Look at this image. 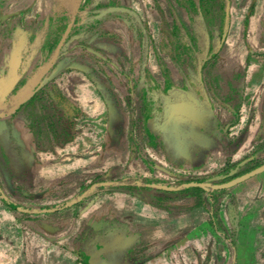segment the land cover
I'll list each match as a JSON object with an SVG mask.
<instances>
[{"label":"rangeland","instance_id":"obj_1","mask_svg":"<svg viewBox=\"0 0 264 264\" xmlns=\"http://www.w3.org/2000/svg\"><path fill=\"white\" fill-rule=\"evenodd\" d=\"M39 1L41 5L37 9L35 5ZM84 1L0 0V99L11 81L7 70L13 69L18 61L21 62L20 49L27 46L31 50L39 46L41 50L32 59L28 71L40 68L47 60L48 50L56 44L55 28L60 19L63 18L67 22V17L79 9ZM112 1L137 12L144 28L138 31L132 22L123 18L94 22V29L85 23L78 29L74 27L69 40L66 36L57 56L50 66L43 70L40 77L42 79L36 81L39 90L55 109L62 123L72 129L74 138L71 142L56 147L52 152H35L32 135L25 126L21 113L17 112L11 116L5 113L6 102L12 91L0 108V136L6 129V123L10 122L12 137L22 150L20 156L11 155L18 164L8 165L4 175L0 172L2 194L11 206L16 208L11 210L0 200V237L4 243L8 242L6 247L12 249L8 258L12 263L24 259L26 255L29 258L27 251L31 248L36 251L35 244L30 240L39 235L47 242L52 240L53 245L61 246L70 253V264H89L91 258H88L82 249V237L94 236V233L85 225L86 221L82 216L96 203L94 197L105 192L97 185L101 182L104 185L124 174L130 164L136 166L129 171L138 182L168 187H178L190 182L224 184L264 165V134L260 137V144L245 147L231 156L233 152H229L233 150L237 139L239 140V137H235L236 131L231 129L225 134L221 133L220 139L212 148L220 151L218 158L217 155L214 156L216 159L211 163L213 167L200 173L194 171L197 165L191 166L180 156H175L172 151L164 150L160 133L148 123L153 117L159 120L161 112L160 107H157L154 91L146 92L147 84L143 85L141 82L142 46L146 40V69L149 79L160 89L168 86L157 64L156 57L160 56L170 68L169 83L181 86L184 76L161 51L162 46H165V50H170L167 41L168 30L163 26L164 21L169 27L173 23L168 1H171L176 14L187 27L188 17L174 0ZM261 3L262 0H237V8L241 9L247 4L248 11H253ZM69 26L71 28V25ZM261 26L262 33L256 46V54L259 55L256 57L261 65L260 69H264V22ZM239 28L240 23L235 20L233 33L229 35L228 28L225 43L215 61L208 63V67L205 66L201 71L203 86L212 96L218 98L215 112L221 121L222 129L234 120L233 115L226 110L225 104L230 105L232 101L230 106L234 107L241 86L239 73L229 75L225 60L236 58L238 62L245 49H249L245 42V31ZM91 30L99 32L102 44L95 47L86 40V34ZM104 47L107 49L102 51L101 48ZM212 65L213 68L210 67ZM183 67L186 71V65ZM208 70L215 78L213 84L210 82L211 88L206 76ZM229 76L235 78L232 79L236 90L234 94H231L233 90L229 92L226 84ZM261 76L262 73L258 72L257 80L260 81ZM188 82L193 85L195 83L191 78ZM100 86L111 100L109 103L99 95ZM227 94L234 99L229 100ZM108 105L112 108L111 112ZM142 112L144 114L140 116ZM8 156L7 158H10V155ZM201 159H196V163H202ZM22 170L27 173L20 174ZM231 172L233 173L230 174ZM32 175L37 176V183L29 186ZM17 179L26 180L27 183ZM6 181L12 184V189L8 188ZM230 190L207 188L205 193L201 194H213L214 203L217 205L227 197L233 201V197L229 196ZM217 191L222 192L215 193ZM85 192L88 194L85 195ZM139 194L146 197L143 190H140ZM68 202L73 206L59 212L38 215L29 213L57 208ZM4 243L2 245H6ZM45 245L51 247L50 244ZM93 246L97 249L94 241ZM136 250V257L140 262L138 258H141V243L136 245ZM40 254V259L44 262L49 258L54 259L45 251ZM2 259L3 255L0 253V261Z\"/></svg>","mask_w":264,"mask_h":264},{"label":"crops","instance_id":"obj_2","mask_svg":"<svg viewBox=\"0 0 264 264\" xmlns=\"http://www.w3.org/2000/svg\"><path fill=\"white\" fill-rule=\"evenodd\" d=\"M40 5L39 1L35 7L39 9ZM36 8L33 9L34 12ZM228 13L229 35L233 33L234 20L239 21L240 28L245 31V42L249 46L238 62L236 58L225 60L227 73L229 75L239 73L241 79L237 102L232 107L237 110L238 120L230 126V129L236 131L235 137L239 139L244 131L245 136L240 143L237 139L233 150H230L229 153L233 152L231 155L233 156L245 147L260 144L262 141L260 137L264 134V69H260L261 65L256 57L259 55L256 54L258 51L256 46L257 39L262 33L264 8L262 5H257L253 11H248L246 4L238 9L237 0H230ZM167 67L170 71L169 66ZM210 67L213 68L214 65ZM258 72L262 73L260 81L256 78ZM209 73V81L213 84L215 78L211 71ZM232 79L235 78L229 76L226 84L229 92L233 90L231 94H234L236 90ZM227 96L229 100L234 99L231 95L227 94ZM230 102L232 104V101ZM215 105L217 103H214V109ZM226 110L232 114L231 109ZM219 155V150L210 149L202 155V159L197 158V160L201 159L202 163L198 161L196 163V159L186 162L191 166L197 165L194 171L200 173L204 169H211L213 159L218 158ZM135 168L136 166L130 164L128 170L116 179L134 177L129 169ZM30 181V186L36 185L37 176L32 175ZM230 189L229 196L233 197L232 202L231 198L227 197L216 205L213 195L194 193L165 198L160 206L149 203L147 200L132 198L126 193L105 191L94 197L97 200L96 203L84 213L82 218L84 217L86 221L85 225L92 231H98V234L113 233L123 227L130 235H133L128 241L136 240L132 246L134 250L136 245L141 243V258H138L140 262L138 260V263L134 264H262L264 171ZM3 211L6 214V209ZM30 241L35 244L37 252L31 248L27 251L29 258L26 255L24 259L15 260L14 264L71 263L72 255L61 246L53 245L52 240L47 242L43 237L35 235ZM2 243L4 242L0 237V253L3 255L0 264H13L8 259L12 249L6 247L8 242L4 243L6 245ZM46 243L51 247H47ZM44 251L46 254L50 253L54 259L49 258L45 262L40 259L42 256L40 253L43 254Z\"/></svg>","mask_w":264,"mask_h":264},{"label":"trees","instance_id":"obj_3","mask_svg":"<svg viewBox=\"0 0 264 264\" xmlns=\"http://www.w3.org/2000/svg\"><path fill=\"white\" fill-rule=\"evenodd\" d=\"M174 1L179 8L185 11L189 20V27L181 21L176 14L171 1H168L173 23L172 26L169 27L164 21L163 26L165 30H168L167 41L170 45V50L167 51L165 50V46H162L161 51L170 58L178 72L184 76V79L187 81L189 78L201 80V71L205 69V66L208 63H213L215 61L225 43L229 28V14L227 13V7L230 4V0ZM103 13H105V17L103 16L104 18H123L132 22L138 31H141L144 28L139 15L132 9L114 4L112 0H85L84 4L79 9H76L75 12L71 13L69 18L67 17V22H65L63 18L60 19L55 28L56 35L54 41H56V44L48 50L47 60L40 68L32 72L28 71L32 59L40 52L41 48L36 46L29 50L27 46H23L19 51L21 62L16 65V69L10 68L7 70V75L10 79L14 76L17 77V83L6 102L5 113L7 116H11L17 112L21 113L24 124L32 135L35 152H52L56 147L63 146L71 142L74 138L72 129L62 123L61 118L57 115L55 109L46 100L43 92L39 90V85L36 81L42 79L40 77L44 72L43 70L50 66L52 60L57 56L58 52L56 50L66 28L71 25L67 35V39L69 40L74 27L78 29L79 26L84 25L85 23L90 26L91 29H94L95 26L93 23L101 21L102 17H99ZM244 22V25L246 26L247 18ZM97 37L99 41L100 34L97 30H91L86 34V40L88 42L90 39H97ZM147 53L148 44L145 40L142 46V66L140 68L142 76L141 82H143V85H145V83L147 84L145 89L146 92H150L151 90L154 91L157 107H160V105H164L165 100L169 96L177 94L181 89L169 83V69L160 56L156 57L157 64L168 86L164 89H160L154 81L149 79L146 69ZM24 58L26 60H24ZM184 65H186V71L184 70ZM206 76L211 88L209 72L208 74L206 73ZM98 92L105 102L109 103L111 101L109 97L106 96L105 90L101 86L98 88ZM143 114L144 112H142L140 116ZM233 117L234 120L231 125L238 120L237 110H234ZM244 136L245 131L241 134L240 139L238 140L239 143L241 140H244ZM21 151V146L16 143L12 137L10 122H7L6 129L2 133V136H0V172L2 175H4L3 173H5V169L8 165L13 166V164H18L17 160L13 159L11 155L15 154L16 156H20ZM7 154L10 155V158H7L9 157ZM21 168L23 169V166H21ZM24 173L26 174L27 171L22 170L20 174ZM5 179L7 178L5 177ZM17 180L24 184L27 183L26 180ZM102 183L103 182L97 185V187L106 192L126 193L132 196H137L141 200H147L149 203H155V205L158 206L161 205L165 198L172 196L205 193V190L197 187H181L180 190L176 192L157 190L151 188L148 184L146 185L142 182H138L134 177L111 179L104 185H102ZM6 184L8 185V188L12 189V184L10 182L6 181ZM28 185L30 186V182ZM140 190L144 191L146 197H142L139 194ZM220 192L222 191H217L215 193ZM87 194L88 193L85 192V195ZM0 199L11 210H16V208L11 206L10 202L4 198L1 188ZM72 206L73 204L68 202L57 208H47L40 212L31 211L29 213L39 214L59 212Z\"/></svg>","mask_w":264,"mask_h":264},{"label":"flooded vegetation","instance_id":"obj_4","mask_svg":"<svg viewBox=\"0 0 264 264\" xmlns=\"http://www.w3.org/2000/svg\"><path fill=\"white\" fill-rule=\"evenodd\" d=\"M105 13L101 14V20ZM98 17V16H97ZM98 22V21H96ZM90 44L98 46L102 44L100 40L90 39ZM107 48H101L105 51ZM192 79V78H191ZM193 79L194 85L191 82L182 78L180 92L169 96L164 105H160L161 117L158 120L156 117L149 119L148 123L157 130L161 135V143L164 150L173 152L175 156H180L185 161L201 158L202 155L213 148L215 143L220 139L221 133L225 134L230 129V124H227L223 129L220 120L214 112V103H219L218 98L212 96L203 86V80ZM210 95H209V94ZM186 104L193 108L200 118H184L172 112V105ZM226 109H231L234 114V108L229 104H225ZM94 238L84 235L82 238V249L84 253L94 262H103L105 264H134L138 263L136 250L132 246L136 240L128 241L133 237L123 227L115 232L99 233L92 231ZM93 241L96 243L94 249ZM108 246L109 249L104 251ZM100 252H102L100 254ZM88 260V259H87ZM137 260V261H136Z\"/></svg>","mask_w":264,"mask_h":264},{"label":"water","instance_id":"obj_5","mask_svg":"<svg viewBox=\"0 0 264 264\" xmlns=\"http://www.w3.org/2000/svg\"><path fill=\"white\" fill-rule=\"evenodd\" d=\"M228 10H229V7H227V13H228ZM70 29V26L66 29L62 39H61V42L59 43L58 47H57V52H59L64 40L66 39V36L68 34V31ZM19 63V61L17 62V64ZM16 64V65H17ZM16 65L14 66V69H16ZM17 83V77L14 76L11 81H10V84H9V87L8 89L6 90L4 96L0 99V108L3 106L4 102H5V98L7 97V95L13 90V88L15 87ZM108 108H109V111L111 112L112 108L111 106L108 105ZM172 108V112L174 114H178L180 115L181 117H184V118H193L196 117V118H200V115L198 113H196V111L193 110L192 107L186 105V104H177V105H172L171 106ZM264 171V165L248 172V173H245L239 177H236L234 179H232L231 181L227 182V183H224V184H219V185H211L209 183H195V182H190V183H186V184H183L182 186H179V187H168V186H162V185H157V184H150L149 186L151 188H154V189H157V190H162V191H168V192H172V191H177L180 189V187H184V188H190V187H197V188H201V189H204L206 190L207 188H211L212 190H224V189H228V188H231L241 182H243L244 180L248 179V178H251L261 172ZM233 172H231L230 174H232ZM109 247L106 246L104 248V251L108 250ZM102 252H100L101 254ZM89 264H105L103 262H94L93 260H90L89 261Z\"/></svg>","mask_w":264,"mask_h":264},{"label":"bare ground","instance_id":"obj_6","mask_svg":"<svg viewBox=\"0 0 264 264\" xmlns=\"http://www.w3.org/2000/svg\"><path fill=\"white\" fill-rule=\"evenodd\" d=\"M261 5H262V7L264 8V1H262ZM234 21H235V20H234ZM232 27L234 28V25H233ZM233 28H232V29H233Z\"/></svg>","mask_w":264,"mask_h":264}]
</instances>
